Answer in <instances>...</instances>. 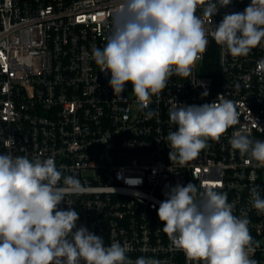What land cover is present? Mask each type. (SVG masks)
I'll return each mask as SVG.
<instances>
[{
	"label": "built area",
	"instance_id": "1",
	"mask_svg": "<svg viewBox=\"0 0 264 264\" xmlns=\"http://www.w3.org/2000/svg\"><path fill=\"white\" fill-rule=\"evenodd\" d=\"M118 3L0 0V154L54 158L62 176H75L85 189L66 196L59 208H74L77 227L102 237L105 246L127 245L133 261L145 256L161 264H195L162 230L159 205L177 184L226 193L233 214L250 221L259 242L250 258L264 264V213L252 206L250 193L255 186L264 198V167L229 142L237 131L264 140V78L255 74L264 42L246 57H233L212 35L226 14L243 12L251 0H232L211 23L204 18L202 59L189 77L172 75L143 110L131 83L116 96L110 72L91 59L93 48L106 43ZM197 15L203 18L202 9ZM224 99L236 104L239 123L218 142L209 139L198 157L183 165L171 161L166 137L177 130L169 120L173 104Z\"/></svg>",
	"mask_w": 264,
	"mask_h": 264
},
{
	"label": "clouds",
	"instance_id": "2",
	"mask_svg": "<svg viewBox=\"0 0 264 264\" xmlns=\"http://www.w3.org/2000/svg\"><path fill=\"white\" fill-rule=\"evenodd\" d=\"M231 3L119 0L107 24L106 43L102 49L93 48L91 59L100 71L110 72L109 84L116 96L131 83L143 110L172 75L192 74L208 45L204 18L211 23L219 8ZM212 35L231 56H248L264 42V0H251L243 12L226 14ZM255 74L264 78V59L257 62ZM169 120L177 129L166 137L169 159L183 165L198 157L209 139L218 142L237 125L239 113L228 99L199 106L176 103L169 110ZM229 142L241 156L264 167V140L237 131ZM84 191L78 178L62 176L52 157L30 160L0 154V264H161L145 256L133 261L127 256V245L105 246L102 237L77 227L79 213L59 205L66 196ZM250 193L252 206L264 213V198L257 187ZM233 209L226 193L214 188L200 191L189 183L172 187L157 215L172 244L195 264H257L250 258L253 245L259 246L250 234V221L234 215Z\"/></svg>",
	"mask_w": 264,
	"mask_h": 264
}]
</instances>
